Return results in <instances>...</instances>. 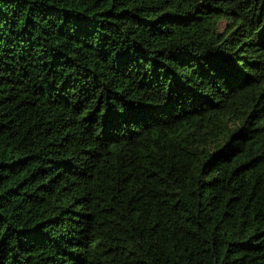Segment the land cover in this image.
<instances>
[{
	"label": "trees",
	"instance_id": "obj_1",
	"mask_svg": "<svg viewBox=\"0 0 264 264\" xmlns=\"http://www.w3.org/2000/svg\"><path fill=\"white\" fill-rule=\"evenodd\" d=\"M0 264H264V0H0Z\"/></svg>",
	"mask_w": 264,
	"mask_h": 264
}]
</instances>
